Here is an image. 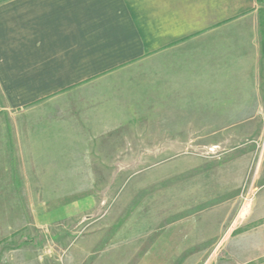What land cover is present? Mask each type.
<instances>
[{"label": "rangeland", "instance_id": "obj_1", "mask_svg": "<svg viewBox=\"0 0 264 264\" xmlns=\"http://www.w3.org/2000/svg\"><path fill=\"white\" fill-rule=\"evenodd\" d=\"M226 21L249 51L181 36L84 115L0 93V264H264V7Z\"/></svg>", "mask_w": 264, "mask_h": 264}, {"label": "crops", "instance_id": "obj_2", "mask_svg": "<svg viewBox=\"0 0 264 264\" xmlns=\"http://www.w3.org/2000/svg\"><path fill=\"white\" fill-rule=\"evenodd\" d=\"M259 7L264 0H0V93L6 109L44 101L84 115L98 96L87 85L134 83L122 74L180 47L181 36L223 35L212 50L249 51L248 38L234 37L224 24ZM222 60L219 66H233Z\"/></svg>", "mask_w": 264, "mask_h": 264}]
</instances>
